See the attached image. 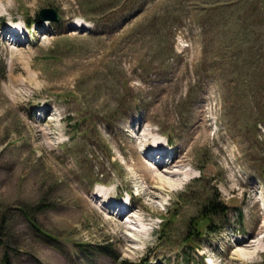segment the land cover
Returning <instances> with one entry per match:
<instances>
[{"label":"rangeland","instance_id":"obj_1","mask_svg":"<svg viewBox=\"0 0 264 264\" xmlns=\"http://www.w3.org/2000/svg\"><path fill=\"white\" fill-rule=\"evenodd\" d=\"M0 62V264H180L184 190L228 219L191 264H264V0H0Z\"/></svg>","mask_w":264,"mask_h":264},{"label":"trees","instance_id":"obj_2","mask_svg":"<svg viewBox=\"0 0 264 264\" xmlns=\"http://www.w3.org/2000/svg\"><path fill=\"white\" fill-rule=\"evenodd\" d=\"M38 21V16L35 15ZM27 26H30L31 22L26 23ZM5 77V68L3 64L0 62V80ZM111 117H113L111 115ZM255 171L258 173L260 180L262 184L264 185V161L262 160H253V165ZM189 192L186 190L179 192L176 194L175 200L177 202H182L185 205L192 206L194 208H197L198 216L197 218H192L190 222L187 224L186 230H184V234L180 239L178 250L177 252L180 253V264H191V257L192 255H196L197 250H199V245L197 244V241L205 234H217L220 232L223 227L219 225L227 224L228 219L227 217V210L224 208L222 203L216 202L214 199L208 197L204 200V202L198 206V203H196L199 198L193 197L192 195L188 196ZM175 214H173L171 217H169L168 220L163 221L159 224V228L156 232V236L159 239L160 242H171V245H173V241H171V237H174L175 235V228H173L174 223L171 224V219H173ZM236 217L239 219L242 217L241 212H235ZM28 216V215H27ZM31 216V215H30ZM31 219L30 217H27ZM33 227L34 224L32 223ZM39 233H41L44 237L55 240L54 237L51 235H48L41 230L37 229ZM174 232V233H173ZM173 233V234H172ZM86 245V244H83ZM107 245H96V248H99L103 251V253L108 254ZM109 249H111L109 247ZM112 258L118 262V264H130L128 261H119V257L116 254H113ZM3 261H6V258L3 257Z\"/></svg>","mask_w":264,"mask_h":264},{"label":"bare ground","instance_id":"obj_3","mask_svg":"<svg viewBox=\"0 0 264 264\" xmlns=\"http://www.w3.org/2000/svg\"><path fill=\"white\" fill-rule=\"evenodd\" d=\"M161 146V145H160ZM164 147H159L158 145H156V146H154V149H153V151H151V152H149V154L150 155H152V153L154 154V153H156V154H159V151L161 152V151H163L164 152ZM186 150H187V146H186ZM165 153L167 154L168 153V151H166L165 150ZM146 157H150L151 158V156H146ZM145 157V158H146ZM178 159H179V161H176V159L175 158H173V159H171L170 161H168L167 163H165V165L162 163V160L159 162V163H157V165H156V167H155V170H159V169H165V170H163L164 171V174L165 175H167V176H169L170 178H175V177H177V176H179L180 175V173H178V171H177V169H179L181 166H183V165H187V161L184 159V157L182 156V158H180L179 156L177 157ZM165 159V158H164ZM138 168H140V169H142V171L143 170H146V168H145V166H144V164H142V165H139V167ZM144 172V171H143ZM147 172V171H146ZM181 172V171H180ZM164 176V175H163ZM147 177L151 180V181H153V182H156V183H158L160 186H162L163 188L165 187V181L163 180V178L160 176V174L158 175L157 174V171H153L152 173H148L147 172ZM179 177H181V176H179ZM167 179V178H166ZM149 180V181H150ZM119 212H121V214H124L123 213V211H122V209L119 211ZM127 229H129L130 231L132 230V231H134V229H133V227L132 226H128L127 227ZM128 230V231H129ZM131 231V232H132ZM132 240H138V239H132V238H130L129 239V241H131L132 242ZM244 242H247L246 240L245 241H242V242H237V245H241L242 243H244ZM244 255H250V253H244Z\"/></svg>","mask_w":264,"mask_h":264},{"label":"water","instance_id":"obj_4","mask_svg":"<svg viewBox=\"0 0 264 264\" xmlns=\"http://www.w3.org/2000/svg\"><path fill=\"white\" fill-rule=\"evenodd\" d=\"M38 18L42 21H49L50 23H57L60 20L59 15L53 8H41L38 11Z\"/></svg>","mask_w":264,"mask_h":264}]
</instances>
